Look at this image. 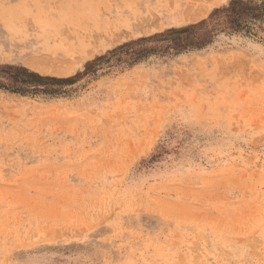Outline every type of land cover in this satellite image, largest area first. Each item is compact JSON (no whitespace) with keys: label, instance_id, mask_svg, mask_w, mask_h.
Listing matches in <instances>:
<instances>
[{"label":"rangeland","instance_id":"374dc122","mask_svg":"<svg viewBox=\"0 0 264 264\" xmlns=\"http://www.w3.org/2000/svg\"><path fill=\"white\" fill-rule=\"evenodd\" d=\"M251 1L0 0V264H264Z\"/></svg>","mask_w":264,"mask_h":264},{"label":"trees","instance_id":"16d2710c","mask_svg":"<svg viewBox=\"0 0 264 264\" xmlns=\"http://www.w3.org/2000/svg\"><path fill=\"white\" fill-rule=\"evenodd\" d=\"M250 2H252L251 0H249ZM234 3H236V2H234ZM198 25H201V24H199L198 23ZM198 25H191V27H189V28H184V29H181V30H179V31H176L177 33H180V32H182V33H184V32H187L188 30H191V29H193V28H195V27H197ZM200 41L202 42L203 41V38H200L197 42H199L200 43ZM99 58H101V57H99ZM98 59V58H97ZM96 59V60H97ZM27 77H29V78H32V79H51V80H54L55 78H48V77H42V76H40V75H38V74H36V73H32V72H28L27 73ZM57 81H67V80H63V79H59V80H57ZM15 91V90H14Z\"/></svg>","mask_w":264,"mask_h":264},{"label":"bare ground","instance_id":"6f19581e","mask_svg":"<svg viewBox=\"0 0 264 264\" xmlns=\"http://www.w3.org/2000/svg\"><path fill=\"white\" fill-rule=\"evenodd\" d=\"M47 62H48V61H47ZM43 64H44V63H43ZM31 65H32V64H31ZM36 65H37V64H36ZM36 65H35V66H36ZM40 65H41V64H40ZM35 66H34V67H35ZM37 66H38V65H37ZM36 69H37V68H36ZM48 71H49V70H48Z\"/></svg>","mask_w":264,"mask_h":264}]
</instances>
